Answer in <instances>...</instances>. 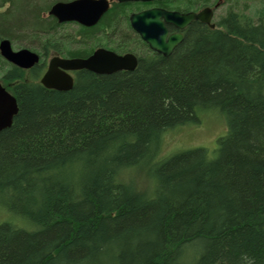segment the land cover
<instances>
[{
	"label": "trees",
	"instance_id": "trees-1",
	"mask_svg": "<svg viewBox=\"0 0 264 264\" xmlns=\"http://www.w3.org/2000/svg\"><path fill=\"white\" fill-rule=\"evenodd\" d=\"M59 1L0 0L9 5L0 40L84 57L124 23L119 49L134 51L130 11L149 5L116 2L69 39L66 24L43 17ZM218 3L227 9L216 28L193 22L170 57L134 35L147 50L135 71L84 70L69 92L45 89L40 67L26 80L0 55V82L19 107L0 132V206L10 216L0 222V264H264V0L150 5ZM213 109L228 127L216 151L161 156L168 131Z\"/></svg>",
	"mask_w": 264,
	"mask_h": 264
},
{
	"label": "water",
	"instance_id": "water-1",
	"mask_svg": "<svg viewBox=\"0 0 264 264\" xmlns=\"http://www.w3.org/2000/svg\"><path fill=\"white\" fill-rule=\"evenodd\" d=\"M164 0H73L70 2H57L50 11L49 16L59 23L76 22L85 27L96 25L102 16L110 9L111 2L151 4ZM206 7L200 11L180 12L162 7H153L137 13L129 18L131 28L141 37L149 48L164 56L170 57L175 49L184 41L182 33L170 34L169 26L177 30H185L193 22L199 21L215 29L213 23L215 9ZM0 55L7 62L21 68L30 69L39 62V55L29 49L15 51L9 39L0 41ZM138 59L133 54L117 55L115 52L98 49L86 59H62L55 57L51 60L49 68L41 84L47 89L69 91L74 87V80L69 71L87 70L97 75H110L119 71H135ZM19 112L16 97L0 82V132L12 126L14 118Z\"/></svg>",
	"mask_w": 264,
	"mask_h": 264
},
{
	"label": "rangeland",
	"instance_id": "rangeland-1",
	"mask_svg": "<svg viewBox=\"0 0 264 264\" xmlns=\"http://www.w3.org/2000/svg\"><path fill=\"white\" fill-rule=\"evenodd\" d=\"M67 1H70V0H64V2H67ZM54 4H52V6ZM8 6L9 5L7 4L4 8L0 9V13L4 12L6 10V8H8ZM140 7H141V9H139V10L136 8H133L130 11V13H134L136 11H140V10L146 8V6H140ZM226 9H227V7L223 6V5L219 6L216 9V11L214 12L213 23L217 22V20L219 19V16L224 15ZM43 17L47 18L48 13H44ZM66 25L67 26L61 30L62 36H65L69 39H70V37H75L77 34V31L79 30V27H78L79 25H77L75 23L72 25H68V24H66ZM127 30H129V28L126 26V24L124 26V23H119L118 25L115 26V28H113L109 32H106V30H104V33L114 34L113 37L115 39V35L117 34V32L121 31L123 34H126ZM128 33H129L128 34V40L129 39L132 40L130 42V46L132 49H134L133 52H135L137 54H142V53L146 52L147 51L146 47H142V46L140 47V46H138L137 43H134L136 38L134 37V35L132 33H130V32H128ZM107 37L108 36H105L106 39H107ZM114 39H112L111 41L107 40V42H106L100 36V38L97 42H95V43L90 42L89 43L87 50H90L92 48L95 49L97 46H102V45H107V44L111 45V46H116ZM12 44H13V47L15 50L29 49L31 51H34L35 49L33 50L32 48L35 46L37 48L36 44H38V43L23 44L22 46H21V44H17V43H15V44L12 43ZM74 46L75 47L81 46V41L77 42V44ZM34 52L38 53V51H34ZM26 74L27 75H26L25 79L29 81L30 77H29L28 71L26 72ZM200 115H201V118H200V121L198 123L186 124V125L174 128L165 134V136L163 137V143L161 146V151H162L161 156L162 157L169 159L178 153H181V152H184L187 150H191V149H195V148H206L210 152L216 151L218 149V146H219L218 140L221 137H224L228 132L227 124L222 119L220 112L218 110H214V109L209 110V111L200 113ZM145 169H146V166L138 167L136 173H138V175H143L144 174L143 171ZM140 179L144 180V179H142V177ZM141 185H143V183ZM7 217H8V219L10 218V216L6 213L4 208H2L0 206V222L6 220ZM13 221H17V220H13ZM22 222L23 221H20V223H22ZM20 223H18V225H21Z\"/></svg>",
	"mask_w": 264,
	"mask_h": 264
},
{
	"label": "flooded vegetation",
	"instance_id": "flooded-vegetation-1",
	"mask_svg": "<svg viewBox=\"0 0 264 264\" xmlns=\"http://www.w3.org/2000/svg\"><path fill=\"white\" fill-rule=\"evenodd\" d=\"M70 1H73V0H70ZM70 1H67V2H70ZM59 2H61V1H59ZM62 2H64V1H62ZM114 3H116V2H111V7H110V9L112 8V6L114 5ZM147 5H149V6H146V8H144V9H142V10H140V11H143V10H147V9H150V8H153V7H160V6H157V5H150V4H147ZM163 8V7H162ZM109 9V10H110ZM166 9V8H165ZM108 10V11H109ZM170 10V9H169ZM50 11V10H49ZM49 11H48V16H49ZM107 11V12H108ZM140 11H136V12H134V13H137V12H140ZM106 12V13H107ZM105 13V14H106ZM104 14V15H105ZM132 13H130V15H131ZM103 15V16H104ZM130 15H129V18H130ZM103 16H102V18H103ZM50 17H52V16H50ZM54 18V17H53ZM101 18V19H102ZM54 19H56V18H54ZM57 20V19H56ZM58 21V20H57ZM101 21V20H100ZM99 21V22H100ZM99 22L96 24V25H94V26H92V27H85V26H83V27H85V28H88V29H91V28H93V27H96L97 25H99ZM59 23V22H58ZM69 23H75V24H77V25H79V26H82V25H80V24H78V23H76V22H67V23H60V24H69ZM130 23V22H129ZM131 27V26H130ZM169 28V32H170V34H174V33H182L183 35H184V37H185V30H183V31H181V30H177V29H175V28H173V27H168ZM132 29V28H131ZM132 31L134 32V35L136 36V35H138L133 29H132ZM107 32V31H106ZM101 35H103V37L104 36H108V38L110 39L109 41H111L112 39H114V34H110V33H104V32H102V34ZM124 34L121 32V31H119V32H117V34L115 35V45L116 46H111V45H102V46H98L97 48H95L90 54H86V56H84V57H68V56H64V55H60L59 53H51V54H49L48 56H45V55H43V54H40V53H37V52H35V53H37L38 55H39V62L35 65V66H33L32 68H30V69H22V70H25V71H28V73H30L32 70H34L35 68H38V67H40V69H42V72H41V74H40V76H39V78H38V82L41 84V79L43 78V76L45 75V73L47 72V70H48V68H49V65H50V62H51V60L53 59V58H55V57H59V58H62V59H67V60H69V59H76V58H81V59H86V58H89L90 56H92L94 53H95V51H97L98 49H106V50H109V51H112V52H115L117 55H121V56H123V55H126V54H133V55H135L136 57H137V59H138V65H139V57H138V55H137V53H135V52H133V50H130V49H128L127 51H122V50H120L119 49V46H121V44L123 43V40H124V36H123ZM139 36V35H138ZM140 37V36H139ZM141 38V37H140ZM142 40V39H141ZM143 41V40H142ZM13 45V44H12ZM149 47V46H148ZM13 49H14V47H13ZM15 50V49H14ZM21 50V49H20ZM15 51H18V50H15ZM34 52V51H33ZM156 53V52H155ZM160 55V54H159ZM9 63V62H8ZM10 65H12V66H15V65H13V64H11V63H9ZM138 65H137V67H138ZM15 67H17V66H15ZM17 68H19V67H17ZM21 69V68H20ZM137 69V68H136ZM135 69V70H136ZM81 71H84V70H81ZM81 71H69L68 73H69V75L73 78V80H74V86H75V82H76V78H77V74L79 73V72H81ZM87 71V70H86ZM90 72V71H89ZM124 72H128V71H119V72H116V73H124ZM133 72V71H132ZM91 73H93V72H91ZM116 73H113V74H116ZM93 74H95V73H93ZM113 74H110V75H113ZM97 75V74H96ZM42 85V84H41ZM45 89H47V88H45ZM47 90H49V89H47ZM53 91H57V90H53ZM69 91H71V90H69ZM69 91H58V92H69Z\"/></svg>",
	"mask_w": 264,
	"mask_h": 264
},
{
	"label": "bare ground",
	"instance_id": "bare-ground-1",
	"mask_svg": "<svg viewBox=\"0 0 264 264\" xmlns=\"http://www.w3.org/2000/svg\"><path fill=\"white\" fill-rule=\"evenodd\" d=\"M44 87V86H43ZM45 88V87H44ZM49 90H51V89H49Z\"/></svg>",
	"mask_w": 264,
	"mask_h": 264
}]
</instances>
